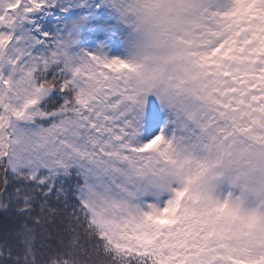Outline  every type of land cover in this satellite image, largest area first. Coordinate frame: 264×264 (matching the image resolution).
Listing matches in <instances>:
<instances>
[{
	"label": "snow or ice",
	"instance_id": "obj_1",
	"mask_svg": "<svg viewBox=\"0 0 264 264\" xmlns=\"http://www.w3.org/2000/svg\"><path fill=\"white\" fill-rule=\"evenodd\" d=\"M246 141L264 0H0V264H264Z\"/></svg>",
	"mask_w": 264,
	"mask_h": 264
},
{
	"label": "clouds",
	"instance_id": "obj_2",
	"mask_svg": "<svg viewBox=\"0 0 264 264\" xmlns=\"http://www.w3.org/2000/svg\"><path fill=\"white\" fill-rule=\"evenodd\" d=\"M246 146L249 153L264 151V146L247 141L237 147L243 149ZM231 159L224 175L214 182L215 194L221 200L239 197L245 208L264 212V163H257L256 156L251 154Z\"/></svg>",
	"mask_w": 264,
	"mask_h": 264
}]
</instances>
